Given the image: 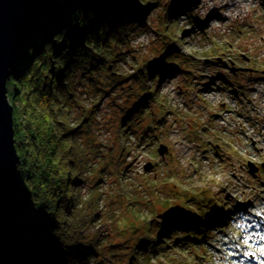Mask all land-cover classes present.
Segmentation results:
<instances>
[{"label": "trees", "instance_id": "16d2710c", "mask_svg": "<svg viewBox=\"0 0 264 264\" xmlns=\"http://www.w3.org/2000/svg\"><path fill=\"white\" fill-rule=\"evenodd\" d=\"M160 1L49 0L41 8L39 23L15 56L6 83L21 199L15 221L0 239V264L172 262L165 245L185 244L174 235L189 228L181 220L188 208L165 212L162 223L149 219L140 213L143 208L157 212L149 202L138 201L140 184L127 178L130 136L148 137L140 125L153 114L148 107L155 91L148 79L158 65L156 59L143 58L135 70L139 76L127 78L119 64ZM187 1H169L159 36L171 37L172 14ZM170 56L165 63L183 62L177 54ZM105 101L111 113L100 118ZM116 124L115 140L105 143L101 130L112 131ZM129 207L134 208L131 215L122 217ZM202 224H190L191 230ZM115 234L136 236L115 241ZM187 236L191 242L200 240Z\"/></svg>", "mask_w": 264, "mask_h": 264}, {"label": "rangeland", "instance_id": "374dc122", "mask_svg": "<svg viewBox=\"0 0 264 264\" xmlns=\"http://www.w3.org/2000/svg\"><path fill=\"white\" fill-rule=\"evenodd\" d=\"M169 1L161 0L152 8L147 16L149 26L133 36L132 46L119 64L120 72L127 78L130 74L139 76L135 70L141 66L143 58L156 59L158 65L148 79L155 91L148 107L153 114L151 118L144 117L140 125L141 131L147 129L148 137H136L137 132L132 134L128 140L131 147L125 156L131 163L127 178L133 185L140 184L138 201L149 202L150 209L157 212L152 215L145 207L140 213L149 219L156 217L162 223L165 217H160L165 212L188 208L181 220L187 222L189 228L173 234L185 244L179 248L175 242L165 245L172 262L164 258L152 263L264 264V219L246 216L250 214L244 211L250 207L256 212L254 206L259 201L247 206H239L236 201L244 195L249 197L237 177L245 179L250 163L259 166L264 158L252 152L242 134L243 101L228 92L229 81L231 86H240L245 92L244 102L251 104L252 99L257 100L261 104L258 114L264 117V0H188L177 6L172 14L168 26L171 37L168 38L158 34L162 29L159 21L166 20ZM172 54L181 56L183 62L170 60L165 63ZM184 62L189 63L188 67ZM106 113H111L107 101L99 111L100 118ZM216 114L222 117L216 119ZM119 126L116 124L112 131L101 130L105 143L115 140ZM236 129L240 131L237 132L239 159L232 155L236 150L232 149L233 141L229 137V132ZM214 130L225 136L222 145L228 151H222L223 157L233 164L226 162L224 166L222 157L216 158L219 150L216 152L213 144L218 143V135L212 133ZM160 144L169 147L164 157L158 153ZM260 148L264 149V143ZM248 158L250 161L246 162ZM148 163L153 168L145 172ZM154 176L157 179L151 182ZM201 188L204 189L202 194L210 195L211 200L201 199L198 193ZM263 201L261 208L264 210ZM133 209H120V213L125 212L122 217L130 216ZM199 221L203 224L191 230L190 224L197 225ZM215 221L221 223L220 230L207 227ZM199 229L203 235L210 231L213 238L201 239ZM188 233L200 241L191 242ZM234 233L235 242L232 236L228 237ZM133 236L136 235L118 237L115 234L114 239L133 241ZM148 245L153 247L151 241ZM199 253L207 259H196Z\"/></svg>", "mask_w": 264, "mask_h": 264}, {"label": "water", "instance_id": "95a60500", "mask_svg": "<svg viewBox=\"0 0 264 264\" xmlns=\"http://www.w3.org/2000/svg\"><path fill=\"white\" fill-rule=\"evenodd\" d=\"M49 0H0V238L8 230L20 210L19 162L15 146L13 107L7 97L6 83L18 51L33 33L40 11ZM168 151L161 144L158 152ZM148 163L146 170L152 169ZM251 168L253 165L250 163Z\"/></svg>", "mask_w": 264, "mask_h": 264}, {"label": "bare ground", "instance_id": "6f19581e", "mask_svg": "<svg viewBox=\"0 0 264 264\" xmlns=\"http://www.w3.org/2000/svg\"><path fill=\"white\" fill-rule=\"evenodd\" d=\"M185 1H186V0H185ZM38 23H39V22H38ZM38 23H37V24H38ZM22 47H23V46H22ZM20 50H21V49H20ZM11 106H12V105H11ZM12 107H13V106H12ZM14 137H15V136H14ZM19 159H20V157H19ZM18 178H19V177H18ZM20 192H21V190H20ZM15 219H16V218H15ZM14 221H15V220H14ZM14 221H13V222H14ZM12 224H13V223H12ZM12 224L10 225V227L12 226ZM10 227H9V228H10ZM9 228H8V229H9ZM4 234H5V233H4ZM2 237H3V236H2ZM2 237H1V238H2ZM1 238H0V239H1Z\"/></svg>", "mask_w": 264, "mask_h": 264}]
</instances>
